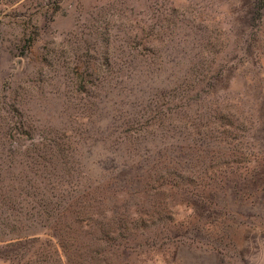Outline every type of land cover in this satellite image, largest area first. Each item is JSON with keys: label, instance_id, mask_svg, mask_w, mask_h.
<instances>
[{"label": "rangeland", "instance_id": "374dc122", "mask_svg": "<svg viewBox=\"0 0 264 264\" xmlns=\"http://www.w3.org/2000/svg\"><path fill=\"white\" fill-rule=\"evenodd\" d=\"M9 214L0 264H264V0H0Z\"/></svg>", "mask_w": 264, "mask_h": 264}, {"label": "trees", "instance_id": "16d2710c", "mask_svg": "<svg viewBox=\"0 0 264 264\" xmlns=\"http://www.w3.org/2000/svg\"><path fill=\"white\" fill-rule=\"evenodd\" d=\"M256 111L259 113V109H256ZM257 120H258V118H257ZM241 123H243V121ZM178 157L176 158L177 162H178V159L179 160L182 159V157H180V156H178ZM174 158L169 157L170 160H172ZM182 170H183V168L179 167L180 172L177 173L176 170H173L174 172L170 173V175H173L177 179H182V176H181ZM182 173H183V171H182ZM68 207H70V205ZM24 209L26 210V214H27L28 208L25 207ZM33 209H35V206L32 205V208L30 211H32ZM22 210H23V208H22ZM115 215H116V213L114 212V210H112V216L115 217ZM10 218H11L10 214L5 215L4 218L0 219V226L6 227L8 225L7 222L10 220ZM15 229H16L15 227L10 228V230H9L10 233L13 234V233H15V231H17L18 234H16V235L13 234L14 236H11V238H9L8 240H0V259H8L9 261H12V259H14V257H15L14 255L18 254L20 251L25 249L27 244H30L32 242L39 240L38 239L39 237L36 236L37 234H35V232H33V230H31L29 227L28 228H22L21 226H19L16 230ZM2 232L5 234L4 230ZM108 239H112V238H108V236H107V240ZM58 241H59L58 242L59 247H61V249H63V250H64L66 245H70L69 241H66L63 237H60ZM42 243L45 244L46 247H50V245H51V242L49 244L47 242H42Z\"/></svg>", "mask_w": 264, "mask_h": 264}]
</instances>
